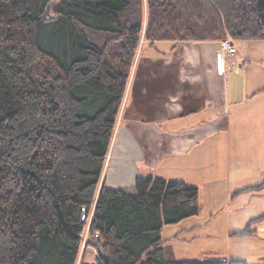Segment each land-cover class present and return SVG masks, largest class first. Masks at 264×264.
<instances>
[{"label":"trees","instance_id":"trees-1","mask_svg":"<svg viewBox=\"0 0 264 264\" xmlns=\"http://www.w3.org/2000/svg\"><path fill=\"white\" fill-rule=\"evenodd\" d=\"M229 38L264 41V0H0V264H238L163 240L197 187L103 184L140 48Z\"/></svg>","mask_w":264,"mask_h":264},{"label":"crops","instance_id":"crops-1","mask_svg":"<svg viewBox=\"0 0 264 264\" xmlns=\"http://www.w3.org/2000/svg\"><path fill=\"white\" fill-rule=\"evenodd\" d=\"M176 46L173 62L136 85L128 126L121 111L103 184L131 193L138 178L180 181L199 189V201L213 195L202 205L220 210L221 198L254 188L235 176L240 152L253 162L264 136V66L252 69L239 53L221 75L220 42Z\"/></svg>","mask_w":264,"mask_h":264},{"label":"rangeland","instance_id":"rangeland-1","mask_svg":"<svg viewBox=\"0 0 264 264\" xmlns=\"http://www.w3.org/2000/svg\"><path fill=\"white\" fill-rule=\"evenodd\" d=\"M235 46L238 53L248 57L249 67L254 69L256 65L264 66V41H239L235 42ZM177 48L176 43L166 41L157 42L152 47L145 44L140 48L121 110L122 115L124 113L123 124L128 126L131 121V100L136 85L141 79L154 77L162 64L173 62ZM180 48H184V45ZM244 152L245 148L240 152L241 159L235 177L240 181L239 187H254L250 192L244 190L221 198L220 201L226 202L228 206L220 210L210 207L211 204L202 205L203 202L215 201L213 195H206L198 200L200 211L196 217L163 228L162 238L172 247L177 260L264 264V136L260 139L253 162L248 160ZM85 237L90 239L88 230ZM97 252L95 248H88L84 254L86 260L95 262Z\"/></svg>","mask_w":264,"mask_h":264},{"label":"built area","instance_id":"built-area-1","mask_svg":"<svg viewBox=\"0 0 264 264\" xmlns=\"http://www.w3.org/2000/svg\"><path fill=\"white\" fill-rule=\"evenodd\" d=\"M220 47L221 50L220 54L218 55L219 73L221 75H224L227 67V62L235 59L238 55V51L233 41L230 39L222 41ZM95 237L97 238L98 236L96 235Z\"/></svg>","mask_w":264,"mask_h":264},{"label":"water","instance_id":"water-1","mask_svg":"<svg viewBox=\"0 0 264 264\" xmlns=\"http://www.w3.org/2000/svg\"><path fill=\"white\" fill-rule=\"evenodd\" d=\"M50 10H51V7L48 8V10H47V12H46V14H45V16L43 18V21H49L52 18L51 15H50ZM85 211L86 210H84V212ZM84 220H86V215L84 216ZM100 251H101V249H100Z\"/></svg>","mask_w":264,"mask_h":264}]
</instances>
